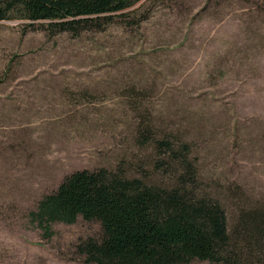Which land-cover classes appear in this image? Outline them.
<instances>
[{
    "label": "rangeland",
    "instance_id": "obj_1",
    "mask_svg": "<svg viewBox=\"0 0 264 264\" xmlns=\"http://www.w3.org/2000/svg\"><path fill=\"white\" fill-rule=\"evenodd\" d=\"M142 3L141 25L80 37L0 20V264H85L59 252L97 221L56 222L46 241L28 213L76 170L152 172L143 119L191 141L204 181L264 202V0Z\"/></svg>",
    "mask_w": 264,
    "mask_h": 264
},
{
    "label": "trees",
    "instance_id": "obj_2",
    "mask_svg": "<svg viewBox=\"0 0 264 264\" xmlns=\"http://www.w3.org/2000/svg\"><path fill=\"white\" fill-rule=\"evenodd\" d=\"M141 2L0 0V20L42 22L51 36L80 37L132 15V23L141 25L151 16ZM144 120L138 141L152 143L153 171L140 163L135 174L121 165L68 174L28 213L42 239L54 237V223L82 217L97 221L101 232L60 251L64 258L85 264H264V202L248 201L239 186L226 195L219 184L204 181L191 141L143 127Z\"/></svg>",
    "mask_w": 264,
    "mask_h": 264
}]
</instances>
